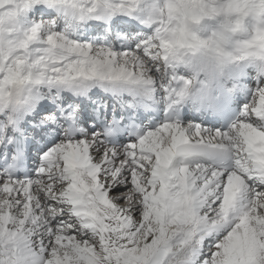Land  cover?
Instances as JSON below:
<instances>
[{
    "label": "snow or ice",
    "instance_id": "snow-or-ice-1",
    "mask_svg": "<svg viewBox=\"0 0 264 264\" xmlns=\"http://www.w3.org/2000/svg\"><path fill=\"white\" fill-rule=\"evenodd\" d=\"M250 3L0 0V264H264V72L208 127L177 53Z\"/></svg>",
    "mask_w": 264,
    "mask_h": 264
},
{
    "label": "clouds",
    "instance_id": "clouds-1",
    "mask_svg": "<svg viewBox=\"0 0 264 264\" xmlns=\"http://www.w3.org/2000/svg\"><path fill=\"white\" fill-rule=\"evenodd\" d=\"M221 15L223 20L210 28L209 35H200L202 21ZM246 22L251 24L250 36ZM261 35H264V10H261L258 4L252 3L239 14L216 13L187 23L182 40L183 47L177 49L182 61L178 71L191 81L182 99V105L200 102L210 105L226 89H231L234 84L239 83L233 78L238 77L242 71L264 72V50L246 47ZM245 51L258 55L245 56ZM180 87H184L183 82Z\"/></svg>",
    "mask_w": 264,
    "mask_h": 264
},
{
    "label": "bare ground",
    "instance_id": "bare-ground-1",
    "mask_svg": "<svg viewBox=\"0 0 264 264\" xmlns=\"http://www.w3.org/2000/svg\"><path fill=\"white\" fill-rule=\"evenodd\" d=\"M223 18H224L223 15H221L219 17H216L214 20L216 22V21L223 20ZM249 20H250V18H249ZM210 21H213V19H211ZM204 22H205V20H204ZM215 22H213V23H215ZM246 23L248 24V29H249L248 33H249V36H250L251 35V24H250V22H246ZM201 24H202V22H201ZM210 24H212V23H210ZM205 25L206 24H203L202 26L204 27ZM211 27H214V25H212ZM210 28L208 27L207 29H202V31L200 32V35L205 36V37L207 35H209ZM258 76H259V72L258 71H254V70L242 71L238 77L233 78V79L239 81V83L234 84L233 88L226 89V91L231 93V94H233L237 98V101L239 102V104L241 105L244 102L243 97L247 93V87H246L247 86V82L252 80V79L258 78ZM189 107H191V106H189ZM194 122H198L199 123L198 120H195ZM30 161H31V165L32 166L33 165L36 166V162L37 161H36L35 157H30Z\"/></svg>",
    "mask_w": 264,
    "mask_h": 264
},
{
    "label": "rangeland",
    "instance_id": "rangeland-1",
    "mask_svg": "<svg viewBox=\"0 0 264 264\" xmlns=\"http://www.w3.org/2000/svg\"><path fill=\"white\" fill-rule=\"evenodd\" d=\"M226 2V0H219V3H225ZM211 19H205V22L204 21H202V24H201V29H207L208 27L210 28L212 25H216V23L218 22V21H216L215 22V20L213 19V21H210ZM204 22V23H203ZM213 22H215V23H213ZM210 23H212V24H210ZM203 24H206L204 27L202 26ZM212 28V27H211ZM249 34V33H248ZM239 39H243L244 37H238Z\"/></svg>",
    "mask_w": 264,
    "mask_h": 264
}]
</instances>
